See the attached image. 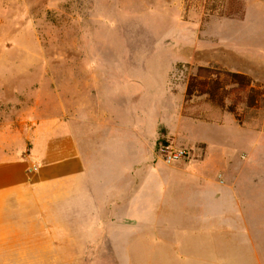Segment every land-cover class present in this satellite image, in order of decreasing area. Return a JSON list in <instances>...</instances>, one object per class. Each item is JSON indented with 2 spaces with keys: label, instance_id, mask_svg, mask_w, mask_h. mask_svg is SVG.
Here are the masks:
<instances>
[{
  "label": "rangeland",
  "instance_id": "obj_1",
  "mask_svg": "<svg viewBox=\"0 0 264 264\" xmlns=\"http://www.w3.org/2000/svg\"><path fill=\"white\" fill-rule=\"evenodd\" d=\"M210 63L264 86V0L207 19L198 0H0V154L25 150L34 121L60 118L95 158L86 179L0 195V264H58L54 246L73 229L59 202L84 183L166 186L162 222L142 233L202 234L223 260L251 264L253 248L264 264V108L242 124L192 117L187 76ZM208 204L244 221L196 223Z\"/></svg>",
  "mask_w": 264,
  "mask_h": 264
},
{
  "label": "crops",
  "instance_id": "obj_2",
  "mask_svg": "<svg viewBox=\"0 0 264 264\" xmlns=\"http://www.w3.org/2000/svg\"><path fill=\"white\" fill-rule=\"evenodd\" d=\"M34 123L27 132L25 150L20 149L15 155L5 151L0 154L1 196L26 187L71 177L86 179L95 174V158L88 154L91 150L84 154L78 141H83V136L78 138L67 122L59 118ZM84 140L93 141L87 137ZM75 188L73 201L59 202L60 208L73 209L70 211L73 215L68 217L63 216L62 210L59 223L71 222L73 229L64 228L69 233L59 238L54 246L53 254L61 258L58 264H234V261L221 259L205 238L199 237L202 234L164 232L148 235L140 231L147 224L162 222L161 205L166 186L84 183L76 184ZM214 188V185L206 186L203 192ZM194 221L220 224L244 220L241 215L226 216L219 204H208L203 218ZM251 222L258 224L257 217ZM257 239L258 230L252 229V245ZM250 255L251 264H261L257 250L252 248ZM66 256L72 260L62 258Z\"/></svg>",
  "mask_w": 264,
  "mask_h": 264
},
{
  "label": "trees",
  "instance_id": "obj_3",
  "mask_svg": "<svg viewBox=\"0 0 264 264\" xmlns=\"http://www.w3.org/2000/svg\"><path fill=\"white\" fill-rule=\"evenodd\" d=\"M204 16L242 18L246 0H198ZM185 88V107L198 105L192 117L213 120L214 113L232 114L240 124L264 108V86L241 71L216 63L191 67Z\"/></svg>",
  "mask_w": 264,
  "mask_h": 264
},
{
  "label": "built area",
  "instance_id": "obj_4",
  "mask_svg": "<svg viewBox=\"0 0 264 264\" xmlns=\"http://www.w3.org/2000/svg\"><path fill=\"white\" fill-rule=\"evenodd\" d=\"M180 155V154H179ZM175 156H178V155H175Z\"/></svg>",
  "mask_w": 264,
  "mask_h": 264
}]
</instances>
